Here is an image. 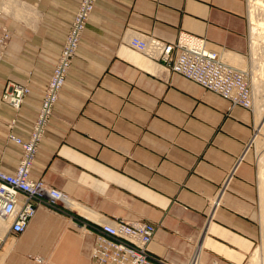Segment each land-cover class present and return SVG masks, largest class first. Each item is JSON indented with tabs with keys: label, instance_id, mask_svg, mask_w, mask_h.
<instances>
[{
	"label": "crops",
	"instance_id": "1",
	"mask_svg": "<svg viewBox=\"0 0 264 264\" xmlns=\"http://www.w3.org/2000/svg\"><path fill=\"white\" fill-rule=\"evenodd\" d=\"M79 2L0 0L12 31L0 62V164L7 171L21 155L8 133L29 135ZM132 29L170 41L187 31L229 63L249 62L246 0H97L32 171L75 205L39 206L20 234L2 220L0 264H97L85 223L115 218L154 223L149 248L172 264H185L196 245L201 264H245L254 250L260 191L248 153L207 216L254 135L255 113L129 48ZM12 82L31 88L18 111L2 100Z\"/></svg>",
	"mask_w": 264,
	"mask_h": 264
},
{
	"label": "built area",
	"instance_id": "2",
	"mask_svg": "<svg viewBox=\"0 0 264 264\" xmlns=\"http://www.w3.org/2000/svg\"><path fill=\"white\" fill-rule=\"evenodd\" d=\"M96 1L80 0L44 87L41 105L29 135L19 136L12 129L8 133L7 137L21 146V155L13 172L5 170L0 164V219L10 224V230L14 234L23 233L27 229L39 206L66 210L75 205V201L66 192L49 185L43 178L34 176L32 171L46 127L78 54L82 35ZM4 13V9H0V62L7 55L12 37L10 27L2 20ZM126 45L158 63L164 71L181 74L204 89L228 99L231 107L241 106L255 112V93L250 72L229 63L220 51L208 45L204 37L181 31L174 41H170L153 33L132 29ZM30 92L28 84L12 82L2 93V100L18 111ZM16 121V117L10 120L9 127H14ZM253 137L226 173L217 195L209 201L207 221L229 190L239 164L245 160V155L252 146ZM85 226L94 235L91 254L97 264H172L150 250L149 245L156 231V225L150 221L115 218L85 223ZM2 243L3 236L0 234V249ZM200 258L201 247L196 245L185 264H201Z\"/></svg>",
	"mask_w": 264,
	"mask_h": 264
},
{
	"label": "bare ground",
	"instance_id": "3",
	"mask_svg": "<svg viewBox=\"0 0 264 264\" xmlns=\"http://www.w3.org/2000/svg\"><path fill=\"white\" fill-rule=\"evenodd\" d=\"M251 3L252 4L250 5L251 6L250 9L251 8L252 9H251L250 12H251V17H252L251 19H253L252 20L253 25H252L251 30H252V33H253L252 36L254 38V41H252V42L260 47L259 51H261V52L257 51L258 49H257L256 45H255V48H254L253 51H254L255 54H256V51H257L256 55L259 54L261 56L260 58H262V60H260V62H262L264 60V16H263V18L257 19L258 16H257V18H256V16L254 17V12H256V10H258V12H261V15L264 14V0H251ZM254 58H256V59H255V65H253L254 66L253 70H255V68L257 66V62H258L259 56H256V57L254 56ZM244 64L245 63L243 62V66H244ZM241 66L239 65V67H241ZM261 66H263V70H262L263 72H260L262 74V75L260 74L261 77L255 75L254 78H253V85H254V90H255V103H257V105L259 106L258 107V114L256 116V120L258 122L259 128H262L260 133H262V131L264 130V106H262L263 105V98H264V62H262ZM237 67H238V65H237ZM256 69H258V68H256ZM259 70H260V68H259ZM256 72L258 74L257 70H256ZM259 136H262V135L259 134ZM257 139H260V138H258V136H257ZM262 152H264V150ZM260 158H261V160L264 161V153L261 154ZM263 163L264 162H262L261 166L259 165L260 166V173L259 174L261 176L260 193L259 194H261L260 198H262L263 205H264V164ZM262 208H263L262 209L263 211L261 213V216H262V220H263V224L262 225H263V231H264V206ZM3 226H5L4 222L0 219V229H3L4 228ZM261 258H263V261L261 260ZM260 262H262V264H264V245H263V247L257 249L256 256H255L254 260L251 261L250 264H261Z\"/></svg>",
	"mask_w": 264,
	"mask_h": 264
},
{
	"label": "rangeland",
	"instance_id": "4",
	"mask_svg": "<svg viewBox=\"0 0 264 264\" xmlns=\"http://www.w3.org/2000/svg\"><path fill=\"white\" fill-rule=\"evenodd\" d=\"M246 1H247V16H248V20H249V23H250V30H249V62L247 64H245V66H243V69H246V70H248L250 72V75H251V83H252V87H253V90H254L253 78H254L255 75L261 77L260 76V74H261L260 72H263L262 71L263 70V66H261V64H262V62H264V60L262 62H260V60H262V58H260L261 56L259 54L256 55L257 54V51L258 52H261V51H259V48L260 47L258 45H256L255 43L252 42V41H254V38L252 36L253 33H252V30H251L252 25H253V23H252V20L253 19H251L252 17H251V12H250L251 9H252V8L250 9V7H251L250 5L252 3H251V0H246ZM255 16H256V18L258 16L257 19H259V18H263L264 14L261 15V12H258V10H256V12H254V17ZM255 45H256V47L258 49L257 51L255 50L256 51V54L253 51L254 48H255ZM254 56L255 57L256 56H259V58H260V59L258 58V62H257V66H256V68H258V69L255 68V70H253L254 69L253 68L254 67L253 65H255V59H256V58H254ZM259 68H260V70H259ZM256 70L258 71V74H257ZM254 93H255V90H254ZM262 106H264V98H263V105ZM258 107L259 106L257 105V103H255V112L254 113H255L256 116L258 114ZM261 129L262 128H259L258 122L256 120L255 133H254V137H253V143H252V146H251L249 152H247L248 153L247 154V157L253 162V164L255 165V168H256V180H257V183H258V186H259V191H260V180H261V176L259 174L260 173V166H261L262 162H264L260 158L261 157V154L264 153V152H262L264 150V147H263L264 146V143H263L264 142V134H263L264 133V130L262 131V133H260L261 132ZM259 134H261L262 136H259ZM257 136L260 139H257ZM260 197H261V194H260ZM260 197H259V199H258V201L256 203L255 216H256V218L261 223L262 231H261V235L258 238V242L256 243V246H255L254 250L252 251V253L248 257V260L246 261L245 264H250L251 261H253L254 258H255V256H256L257 249L263 247V245H264V235H263L264 234V231H263V225H262L263 224V220H262V216H261V213L263 211L262 210L263 209L262 207L264 205H263L262 198H260ZM261 260L263 261V258H261ZM260 263L262 264V262H260Z\"/></svg>",
	"mask_w": 264,
	"mask_h": 264
}]
</instances>
